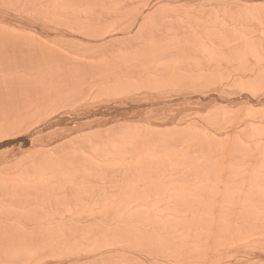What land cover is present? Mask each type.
<instances>
[{
  "label": "bare ground",
  "instance_id": "obj_1",
  "mask_svg": "<svg viewBox=\"0 0 264 264\" xmlns=\"http://www.w3.org/2000/svg\"><path fill=\"white\" fill-rule=\"evenodd\" d=\"M0 264H264V0H0Z\"/></svg>",
  "mask_w": 264,
  "mask_h": 264
},
{
  "label": "rangeland",
  "instance_id": "obj_2",
  "mask_svg": "<svg viewBox=\"0 0 264 264\" xmlns=\"http://www.w3.org/2000/svg\"><path fill=\"white\" fill-rule=\"evenodd\" d=\"M113 104V105H112ZM134 104V103H133ZM135 104H141V103H135ZM131 105H130V103H125V104H122V105H120V104H117V103H108V104H103L102 105V107H100L99 108V106L96 108V109H94V108H90L89 110H84V109H82L83 110V112H82V110H76V111H74V113L73 114H70V113H63V112H61L60 114H57L58 116H65V119H66V122H67V128H66V126L64 127H56V128H54L53 130H51V132L50 131H48V136L47 137H49L52 141H54L55 139L52 137V136H54L55 135V133H58V132H61L60 133V135L61 134H64V136L69 132V130H71V129H74V128H77V127H84L85 128V126L84 125H86L87 127L90 125V123H91V125H95V124H98V123H108V122H110V119L112 120V117H113V113L114 112H116V110H118V109H123V110H126L127 108H129ZM194 106V105H193ZM100 110H99V109ZM99 110V111H98ZM142 110H144V109H142ZM104 111H105V113H104ZM111 111V112H110ZM114 111V112H113ZM141 110H139L137 113H139ZM101 114V112H103V114L102 115H100L99 113ZM91 113V114H90ZM106 113H109L110 115H105ZM136 112H133V113H131V116L133 115V114H137ZM79 114V115H78ZM95 114V115H94ZM57 115H55V116H52V117H50L51 119H55V118H57ZM70 115V116H69ZM102 117V118H101ZM72 118V119H71ZM54 119H53V121H54ZM58 119V118H57ZM50 120V119H49ZM53 121H51V122H53ZM100 121V122H99ZM98 122V123H97ZM80 123V124H79ZM41 124V123H40ZM37 125V126H35V127H33L32 128V132H33V130L35 131V129H37L38 130V128L40 127V126H45V124L44 123H42L41 125ZM39 126V127H38ZM41 127V128H42ZM71 127V128H70ZM68 128H69V130H68ZM40 129V128H39ZM56 129V130H55ZM59 131H58V130ZM67 129V130H66ZM61 130V131H60ZM64 130V132H62ZM30 131V132H31ZM53 131V132H52ZM55 131V132H54ZM53 133V135H50V134H52ZM46 134L44 133V138H45V136H46ZM56 137V136H55ZM45 139H47V138H45ZM54 139V140H53ZM12 147V148H11ZM8 148V149H7ZM16 150V151H18V147H15L14 145H12V146H7V147H5L4 149H2V150Z\"/></svg>",
  "mask_w": 264,
  "mask_h": 264
}]
</instances>
